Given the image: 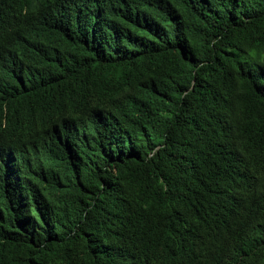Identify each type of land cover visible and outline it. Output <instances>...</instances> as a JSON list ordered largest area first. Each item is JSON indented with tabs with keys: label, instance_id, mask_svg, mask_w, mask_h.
I'll return each mask as SVG.
<instances>
[{
	"label": "trees",
	"instance_id": "1",
	"mask_svg": "<svg viewBox=\"0 0 264 264\" xmlns=\"http://www.w3.org/2000/svg\"><path fill=\"white\" fill-rule=\"evenodd\" d=\"M113 6L42 35L38 56L2 48L17 66L0 151L73 108L77 153L0 170V264H264V0H134L111 26Z\"/></svg>",
	"mask_w": 264,
	"mask_h": 264
},
{
	"label": "clouds",
	"instance_id": "2",
	"mask_svg": "<svg viewBox=\"0 0 264 264\" xmlns=\"http://www.w3.org/2000/svg\"><path fill=\"white\" fill-rule=\"evenodd\" d=\"M124 1L128 5L127 8L113 6L107 9L108 22L111 26L116 23L118 16L135 17L138 15V12L134 10V0ZM6 2H0V78L2 76L14 78L17 66L15 60L2 50L4 46L10 48L17 57H20V54L26 59L30 56H38L43 53L37 44L42 35L56 36L61 32L68 33V22L73 16L86 20L94 10H98L101 6V0H56L55 9L43 8L40 14L27 16L23 13L18 14V10L3 12L2 7ZM15 39L21 42L27 54L13 50L16 46ZM72 116L73 108H66L58 115L46 119V123L39 126L37 131H29L28 124V131L15 134L11 138L14 143L3 146L0 151V155L5 157V159L0 157L2 177L6 178L12 174V171H19L22 167H35L44 163L47 154L64 156L76 154L74 145L69 143V131L77 129V124H69ZM62 128L63 131L59 134L57 131ZM19 161L22 164L18 166ZM260 202V198L255 199L244 210L243 216L247 219L246 226L241 219H237L242 228L252 229L251 223L256 220ZM247 235L250 236L248 230ZM242 236L245 237V233H242ZM252 237L250 242L255 243V237ZM253 253L254 251L248 249V254Z\"/></svg>",
	"mask_w": 264,
	"mask_h": 264
}]
</instances>
